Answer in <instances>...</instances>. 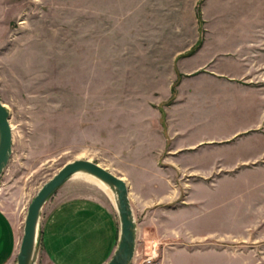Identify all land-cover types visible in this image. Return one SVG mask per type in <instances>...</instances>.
Segmentation results:
<instances>
[{"label":"rangeland","instance_id":"obj_1","mask_svg":"<svg viewBox=\"0 0 264 264\" xmlns=\"http://www.w3.org/2000/svg\"><path fill=\"white\" fill-rule=\"evenodd\" d=\"M0 101L19 236L87 159L127 183L131 264H264V0H0ZM75 197L116 214L85 173L43 210Z\"/></svg>","mask_w":264,"mask_h":264},{"label":"crops","instance_id":"obj_2","mask_svg":"<svg viewBox=\"0 0 264 264\" xmlns=\"http://www.w3.org/2000/svg\"><path fill=\"white\" fill-rule=\"evenodd\" d=\"M46 201L39 211L34 264H103L116 244V214L90 197L60 199L44 212ZM19 238L0 209V264H15Z\"/></svg>","mask_w":264,"mask_h":264},{"label":"water","instance_id":"obj_3","mask_svg":"<svg viewBox=\"0 0 264 264\" xmlns=\"http://www.w3.org/2000/svg\"><path fill=\"white\" fill-rule=\"evenodd\" d=\"M11 153V129L8 111L0 101V173L7 165ZM82 172L104 183L114 194V207L118 219L115 247L103 264H129L135 249V222L128 198L127 183L118 175L87 159H73L62 164L36 190L26 206L22 233L15 255V264H34L37 254V223L39 211L49 196L73 173Z\"/></svg>","mask_w":264,"mask_h":264},{"label":"bare ground","instance_id":"obj_4","mask_svg":"<svg viewBox=\"0 0 264 264\" xmlns=\"http://www.w3.org/2000/svg\"><path fill=\"white\" fill-rule=\"evenodd\" d=\"M76 173H82V172H76ZM73 174H75V173H73ZM88 176L91 180L94 181V183H96L98 185V188H100L105 194H107L111 198V200L114 202V194L111 192V190L104 183L99 181L98 179L94 178L91 175H88Z\"/></svg>","mask_w":264,"mask_h":264}]
</instances>
